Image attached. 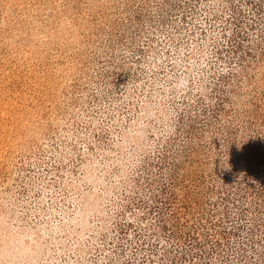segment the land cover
Here are the masks:
<instances>
[{
	"label": "rangeland",
	"instance_id": "rangeland-1",
	"mask_svg": "<svg viewBox=\"0 0 264 264\" xmlns=\"http://www.w3.org/2000/svg\"><path fill=\"white\" fill-rule=\"evenodd\" d=\"M0 264H264V0H0Z\"/></svg>",
	"mask_w": 264,
	"mask_h": 264
}]
</instances>
